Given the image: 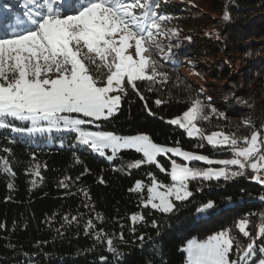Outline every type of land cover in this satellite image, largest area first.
Here are the masks:
<instances>
[{"label": "trees", "instance_id": "16d2710c", "mask_svg": "<svg viewBox=\"0 0 264 264\" xmlns=\"http://www.w3.org/2000/svg\"><path fill=\"white\" fill-rule=\"evenodd\" d=\"M25 3L0 0V13L15 20L26 11ZM149 3L155 12L169 17L164 29L178 33L158 37L162 50L153 51L158 70L167 73L168 80L137 82L144 100L129 88L118 111L97 121L95 128L121 136L147 134L157 144L210 158L232 157L229 148H213L169 121L199 98L224 114L220 117L206 107L204 115L209 118L197 121L204 134L223 131L240 137L264 131V0ZM202 59L207 68L198 63ZM185 68L194 69L205 82L191 79ZM157 99L162 103L157 105ZM246 121L251 126L246 127ZM12 126L24 124L13 121ZM68 135L65 144H48L11 128L0 129V158H7L15 173L0 170V264H187L182 246L189 239H205L228 229L242 250L251 240L239 233L237 222L247 219L252 237L264 225V184L253 177L191 181L192 197L175 201L172 213H162L143 202L153 177L171 183L166 172L149 164L129 167L143 158L135 150H121L108 159L110 150L101 156L74 143L72 132ZM171 158L158 160L170 170ZM137 181L143 188L134 191ZM209 202L213 207L202 211ZM133 215L144 219L133 222ZM108 239L116 253L109 250ZM256 246L264 247V236ZM258 256L264 258L257 251L249 264ZM231 258H237L235 251Z\"/></svg>", "mask_w": 264, "mask_h": 264}, {"label": "snow or ice", "instance_id": "6c2138e0", "mask_svg": "<svg viewBox=\"0 0 264 264\" xmlns=\"http://www.w3.org/2000/svg\"><path fill=\"white\" fill-rule=\"evenodd\" d=\"M24 7L26 11L15 20L0 13V129L24 132V128L12 126V122L30 121L29 133L44 132L46 129L39 125L45 122L48 130L62 126V130L75 132L79 143L101 156L110 149L108 159L121 150L141 153L143 158L129 167L155 165L170 176L171 183L167 185L153 177L143 202L145 207L151 206L162 213H172L175 201L192 197L191 181L232 179L244 175V170L250 168L255 174L253 179L264 184V131L253 130L250 135L240 137L223 131L204 134L197 121L209 118L204 110L211 105L199 98L169 123L213 148H229L231 159L213 160L179 146L160 145L147 134L121 136L83 127L112 117L129 88L144 100L137 82H167V73L158 70L153 51L162 50L158 37L178 33L164 29L169 17L155 12L149 0H26ZM155 103L159 105L162 101L157 99ZM211 113L224 115L215 108H211ZM72 114L89 119L74 118ZM245 126H251V122L246 121ZM169 153L182 158L183 163L172 159L170 170L164 167L158 157ZM194 161L223 167L198 168L191 166ZM229 166H237L238 171H229ZM0 170L15 175L7 158H0ZM35 175L39 176V171ZM142 188V182L137 181L132 190ZM211 207L213 203L209 202L202 211ZM131 219L136 222L144 217L133 215ZM248 223L247 219H241L236 224L239 233L251 240L242 250L230 230L225 229L202 241H189L185 249L187 264H249L257 251L264 255V247L256 246V241L264 236V225L252 237L247 230ZM88 227H92V221ZM107 245L110 251L117 252L112 239L107 240ZM234 251L236 259L231 258ZM257 261L264 264V258L259 256L251 264Z\"/></svg>", "mask_w": 264, "mask_h": 264}, {"label": "rangeland", "instance_id": "374dc122", "mask_svg": "<svg viewBox=\"0 0 264 264\" xmlns=\"http://www.w3.org/2000/svg\"><path fill=\"white\" fill-rule=\"evenodd\" d=\"M14 5V4H13ZM16 5V4H15ZM18 6V5H17ZM134 54V49L131 50ZM200 64V66H202V68H207V65H206V60L202 59V61L198 62ZM185 73L193 80H196L197 82L199 83H203L205 82V78H203L202 76H200L196 71L193 70H189L187 68H185ZM223 84V83H222ZM220 85V84H219ZM115 94V93H113ZM74 118H84L82 117L81 114H72ZM180 117V116H179ZM177 118V117H176ZM84 119H89V118H84ZM24 124V126H15V127H22L25 129L24 134H28V135H33L35 137H39L41 139L42 142H46L48 144L50 143H58L60 145L62 144H65L64 142L68 139L71 138V136H69L68 134L70 133V131H66V130H62V126H61V129H56V128H53L51 130H48V125L45 123V122H41V124L39 125L40 127H43L45 128L46 130L44 132H35V133H29L27 131V128L29 127H32V124L30 121H20ZM97 125V121H95L94 123L92 124H86L84 125L83 127L87 130H90V131H97L99 129H96L95 126ZM260 131V130H258ZM74 134V136L72 137V140L74 143H79L76 139V133L75 132H72ZM135 135H138V134H135ZM161 145V144H160ZM166 146V145H164ZM167 147H172V146H167ZM93 150V149H92ZM107 150H110V149H106L105 150V155H108V152ZM111 151V150H110ZM186 151V150H185ZM110 156V155H108ZM166 156H172L171 160L172 159H175L177 161V163H183V161H180L177 159L176 156H173L171 153H169L168 155ZM173 157H176V158H173ZM180 158V157H178ZM232 157L230 158H226V159H231ZM182 159V158H181ZM213 160H225V159H220L218 157L216 158H211ZM191 166H194V167H198V168H208V167H213V168H220V167H223V166H205V165H198L196 164V162H191ZM216 234V233H215ZM207 239V238H205ZM192 240H196V241H202L204 239H198V238H192V239H189L185 245L182 246L183 250L185 251L186 249V246H187V243L189 241H192ZM186 252V251H185ZM186 258H187V253H186Z\"/></svg>", "mask_w": 264, "mask_h": 264}, {"label": "built area", "instance_id": "2783aa9c", "mask_svg": "<svg viewBox=\"0 0 264 264\" xmlns=\"http://www.w3.org/2000/svg\"><path fill=\"white\" fill-rule=\"evenodd\" d=\"M229 171H238V167L237 166L230 167ZM244 175L247 177H253L255 174L252 172L250 168H246L244 170ZM244 175H240V176H244Z\"/></svg>", "mask_w": 264, "mask_h": 264}]
</instances>
